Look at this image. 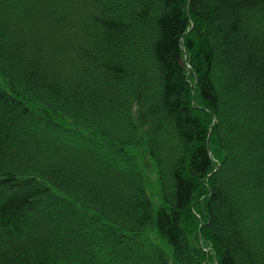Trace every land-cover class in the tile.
<instances>
[{
    "label": "trees",
    "instance_id": "obj_1",
    "mask_svg": "<svg viewBox=\"0 0 264 264\" xmlns=\"http://www.w3.org/2000/svg\"><path fill=\"white\" fill-rule=\"evenodd\" d=\"M0 264H264V0H0Z\"/></svg>",
    "mask_w": 264,
    "mask_h": 264
}]
</instances>
